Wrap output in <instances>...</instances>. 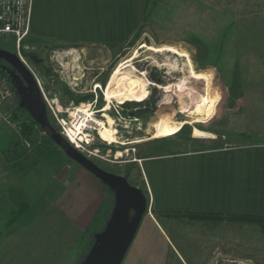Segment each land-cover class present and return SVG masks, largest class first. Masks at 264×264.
Returning a JSON list of instances; mask_svg holds the SVG:
<instances>
[{
	"label": "rangeland",
	"instance_id": "1",
	"mask_svg": "<svg viewBox=\"0 0 264 264\" xmlns=\"http://www.w3.org/2000/svg\"><path fill=\"white\" fill-rule=\"evenodd\" d=\"M232 3L235 6L231 0H152L140 23L129 32L107 31L117 26L106 25L102 18H75L69 33L33 32L30 23L29 33L20 41L22 56L39 76L51 101L47 107L53 124L63 130L56 114L64 118L67 127L78 113L75 109L87 105L103 121L114 120L117 141L103 139L93 126L82 137H88L90 143L80 149L103 168L123 174L141 187L149 200L147 214L152 207L142 173L143 157L253 140L247 132H238L235 124L245 123L247 103L264 104L263 50L231 48L241 26L233 25L231 16L217 13L230 12L220 5L229 7ZM233 18L242 17L236 12ZM52 22L45 27L55 29ZM55 42L66 45L50 47ZM16 43L14 35L0 36L1 47L17 51ZM163 43L187 51L198 79L190 77L186 55L147 46ZM123 63L128 65L124 71L133 70L146 79L149 91L139 100L129 97L120 102L114 98L107 108L105 89ZM196 91L204 94L191 121L174 134L151 137L147 126L189 119L190 92ZM86 95L89 97L81 98ZM18 104L14 119L20 122L0 126V172L7 170L10 175L8 182L0 183V192L15 196L8 205L0 199V258L7 264H81L95 233L103 229L111 214L114 191L95 176L104 198L86 227L61 210L55 197L78 162L39 124L26 136L22 128L31 122V114ZM194 126L214 136L194 135ZM24 138L30 140L29 145ZM4 177L0 175V181ZM19 195H24V201ZM12 206L18 211L9 219L6 213ZM154 214L163 221L173 243L168 242L170 249L162 254L166 264H264V231L257 223L203 221L188 216L160 218Z\"/></svg>",
	"mask_w": 264,
	"mask_h": 264
},
{
	"label": "crops",
	"instance_id": "2",
	"mask_svg": "<svg viewBox=\"0 0 264 264\" xmlns=\"http://www.w3.org/2000/svg\"><path fill=\"white\" fill-rule=\"evenodd\" d=\"M232 1L235 6L233 3L229 7L220 5L221 9H229L230 12L217 13L231 16L232 24L241 26L239 38L231 41V48L261 49L264 57V0ZM151 2L152 0H33L31 31L69 33L72 32L75 18L94 17L105 19L106 25L112 23L117 26L107 31L129 32L140 23ZM235 11L241 19L233 18ZM51 20L55 29L45 27L50 25L48 23ZM230 31L234 32L233 29ZM263 108L264 104L247 103L245 123L235 124L238 132L245 131L252 136L253 140L246 143L176 154L150 155L141 159L152 211L151 214H144L123 264H166L163 260L164 251H167V247L170 249V243H173L163 227V221L155 217L154 213L159 216V211L264 214ZM78 165L65 177L66 185L55 197V203L77 224L86 227L94 213L101 208L104 193L95 175L79 163ZM8 173L7 170L0 172V175L5 176L0 183L8 182ZM0 195L6 205L15 198L11 192L8 197L2 192ZM14 209L15 207H10L6 213L7 218H11ZM5 211L1 214L4 215ZM0 264L7 263L0 258Z\"/></svg>",
	"mask_w": 264,
	"mask_h": 264
},
{
	"label": "water",
	"instance_id": "3",
	"mask_svg": "<svg viewBox=\"0 0 264 264\" xmlns=\"http://www.w3.org/2000/svg\"><path fill=\"white\" fill-rule=\"evenodd\" d=\"M0 59L12 66L0 63V69L8 74L20 95L19 105L30 112L66 155L114 191L111 214L103 229L95 233V240L81 264H121L149 208L147 194L141 187L130 183L125 175L100 166L57 129L50 120L45 97L33 71L16 51L0 46Z\"/></svg>",
	"mask_w": 264,
	"mask_h": 264
},
{
	"label": "bare ground",
	"instance_id": "4",
	"mask_svg": "<svg viewBox=\"0 0 264 264\" xmlns=\"http://www.w3.org/2000/svg\"><path fill=\"white\" fill-rule=\"evenodd\" d=\"M151 50L153 49L154 51L158 50H168V51H173L175 53L181 54V55H186L187 60H188V65H189V71L190 72V77L198 79L196 75V70L194 69L191 59L187 53L186 50L178 48L176 45L173 44H168V43H163L161 45H147ZM128 66L127 64L122 67L117 68V70L113 73L111 76V79L108 82L107 88L105 89V97L108 100L109 104L107 108L110 106V102L115 98L118 101L123 100L126 97H142L148 93V84L146 79L143 77L137 76V74L133 71H124L123 68ZM187 68V69H188ZM135 70V69H134ZM187 75V74H186ZM186 77V76H184ZM188 77V76H187ZM182 84V83H180ZM99 86V84H97ZM203 91L199 92H190V98H191V107L187 113L189 119H183L179 120L177 122H171L165 125H150L146 127V131L148 133H152L151 137H164L166 135L174 134L176 133L182 126L183 123L189 122L191 119V116L198 110L199 105L202 101L203 98ZM187 95V94H186ZM143 100V99H142ZM78 113L75 114V125H80L78 130L71 126L67 129L68 134H65L68 139L74 143L76 146H80L81 139H83V133H87V131L83 132L80 130L82 126H87V127H93L96 126L99 129V133L101 137L105 140L108 141H117V128L114 126V120L110 118L107 121H103L102 119L96 117L93 115V112L90 111V108L87 106H83L78 108ZM186 111V110H185ZM75 112V111H74ZM191 121V120H190ZM194 135L198 136H209L212 137L214 136L212 133H210L207 130L200 129L197 126H194L193 129ZM121 152L118 151V155Z\"/></svg>",
	"mask_w": 264,
	"mask_h": 264
},
{
	"label": "built area",
	"instance_id": "5",
	"mask_svg": "<svg viewBox=\"0 0 264 264\" xmlns=\"http://www.w3.org/2000/svg\"><path fill=\"white\" fill-rule=\"evenodd\" d=\"M33 12V0H0V36L10 37L12 35L17 37V54L19 57L31 68V66L27 63L26 59L22 56L20 51V44L22 38H24L30 31V23ZM33 71L38 84L41 88V91L45 97L47 106L51 107V101H49L48 96L46 95L42 82L37 75V73L31 68ZM17 102L19 103L18 96L16 90L10 81V79L0 73V126L3 123H8L14 125L15 123H19V120L14 119L15 109L17 107ZM77 107L75 110H78ZM58 123L61 124L63 130L60 131L65 135L68 134L67 128L70 127V124L73 125L77 130L80 125H75V119L68 123L69 125L65 127L63 122H65L64 118L58 117L56 114ZM79 126V127H78ZM82 131L86 130L89 132L90 128L87 126H82L80 129ZM65 132V133H64ZM90 135V134H89ZM26 144H30V140L28 138H24ZM81 145L76 146L77 148H83L84 143H90V139L85 136L84 140L81 139ZM81 150V149H80Z\"/></svg>",
	"mask_w": 264,
	"mask_h": 264
},
{
	"label": "trees",
	"instance_id": "6",
	"mask_svg": "<svg viewBox=\"0 0 264 264\" xmlns=\"http://www.w3.org/2000/svg\"><path fill=\"white\" fill-rule=\"evenodd\" d=\"M79 44V43H76ZM65 46L66 44L63 43H58L55 42V44L50 45V47H61V46ZM2 74L6 75L9 79L10 77L8 76V74L5 71H1ZM11 81V79H10ZM12 82V81H11ZM17 93V91H16ZM93 94L91 93L90 96H92ZM17 96L19 98V95L17 93ZM87 98L89 96H81V98ZM80 99V98H79ZM134 99L139 100L140 98L135 97ZM129 100V97L124 98L122 101L120 102H125ZM19 105V104H18ZM20 107V105H19ZM14 117H18V113L15 112L14 113ZM30 123L28 124H23V128H22V132L25 133L26 136H31L32 130H33V125H38L39 123L37 121H35L33 119V117H30ZM58 130H60V128L54 124ZM41 127V126H40ZM42 128V127H41ZM32 129V130H31ZM43 129V128H42ZM26 203H22V205H24ZM18 210H15L14 212H17ZM160 213V218H162L164 216H176V217H183V216H188L190 218H195V219H199V220H203V221H216V222H220L222 220H238V221H242V222H251V223H257L261 229L264 231V214H245V213H223V212H199V211H159Z\"/></svg>",
	"mask_w": 264,
	"mask_h": 264
},
{
	"label": "flooded vegetation",
	"instance_id": "7",
	"mask_svg": "<svg viewBox=\"0 0 264 264\" xmlns=\"http://www.w3.org/2000/svg\"><path fill=\"white\" fill-rule=\"evenodd\" d=\"M34 55H36V54H32V58H36V56H34ZM0 63H2L3 65H7L8 67H10V68H12V66L7 62V61H5L4 59H0ZM2 71H4L3 69H1ZM13 84V83H12ZM14 86V85H13ZM15 88V87H14ZM15 90H16V88H15ZM17 91V90H16ZM18 93V92H17ZM19 95V94H18ZM19 97H20V95H19Z\"/></svg>",
	"mask_w": 264,
	"mask_h": 264
}]
</instances>
